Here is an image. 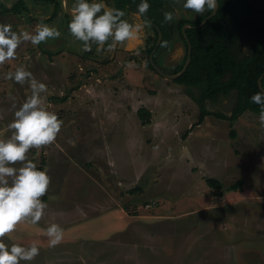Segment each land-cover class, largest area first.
<instances>
[{
	"label": "rangeland",
	"instance_id": "374dc122",
	"mask_svg": "<svg viewBox=\"0 0 264 264\" xmlns=\"http://www.w3.org/2000/svg\"><path fill=\"white\" fill-rule=\"evenodd\" d=\"M12 11V1L0 0V24L34 35L38 23ZM61 23L49 26L61 32L58 39L24 42L16 59L0 65V140L10 137L8 124L31 95L28 84L5 79L18 67L47 86L45 107L63 121L53 144L28 153L51 184L41 198L47 204L41 221L20 224L4 238L9 248L35 243L40 249L20 264H264L259 114L247 111L233 123L204 117L198 98L206 83L179 86L150 68L125 66L122 53L109 67L99 62L108 60L100 51L90 52L93 59L73 55L66 49L77 44ZM157 65L169 72L160 60ZM118 71L120 80H112ZM238 101L234 91L207 102V109L231 116ZM141 108L152 112L150 125L138 118ZM209 178L223 189L211 188ZM239 181L242 190L229 189ZM135 189L142 193L130 194ZM54 223L64 239L53 248L45 230Z\"/></svg>",
	"mask_w": 264,
	"mask_h": 264
},
{
	"label": "clouds",
	"instance_id": "9594fccd",
	"mask_svg": "<svg viewBox=\"0 0 264 264\" xmlns=\"http://www.w3.org/2000/svg\"><path fill=\"white\" fill-rule=\"evenodd\" d=\"M150 5L141 0L136 15L147 13ZM183 7L203 15L207 10L213 13L217 0H186ZM126 13L119 9H110L105 3L76 0L71 9V22L68 30L75 40L83 43L84 51H91L95 44L98 50L111 51L117 44L126 45L138 39L141 26L123 19ZM166 22L174 19L172 12H165ZM61 32L47 24L39 23L35 34L17 33L11 24H0V65L16 59L17 49L24 42L33 46L46 43L49 39H58ZM111 40V43L109 41ZM247 53V49L244 50ZM7 80L23 86L28 84L31 95L14 112V120L8 124L11 135L0 140V264H20L21 261H33L40 249L33 243L30 247L18 244L9 246L4 238L14 233L23 223L37 225L44 216L47 204L41 199L51 184L46 171L38 170L37 165L28 159L31 149L40 150L53 144L61 132L63 121L54 112L45 107L47 86L39 82L30 71L18 67L8 72ZM264 89V85H261ZM251 102L260 106L259 123L264 127V90L251 96ZM16 108V105L12 106ZM20 164L21 167H14ZM49 247L58 246L64 239V229L52 224L45 230Z\"/></svg>",
	"mask_w": 264,
	"mask_h": 264
},
{
	"label": "flooded vegetation",
	"instance_id": "af4514ba",
	"mask_svg": "<svg viewBox=\"0 0 264 264\" xmlns=\"http://www.w3.org/2000/svg\"><path fill=\"white\" fill-rule=\"evenodd\" d=\"M12 1V12L15 17L21 11L26 13L27 21L32 23H44L50 26L58 19L62 20L60 28L62 32H69L68 24L71 22V15L67 13L66 0H9ZM89 3L102 2L110 9H119L126 13L123 19L128 20L134 25L141 26V34L138 39L128 42L126 45L117 44L111 51L107 50V45L104 50H98L95 44L92 45L91 51L76 52L79 47H83V43L75 40L72 44H77L76 49H66L69 53L82 56L87 59H93L90 52H102L103 55H108V60L103 57L99 59L100 63L106 64L107 67L118 60V54H126L124 64H139L142 68H150L152 72H156L158 76L173 81L179 86H184L183 83H178L177 80H169L165 78L158 69L168 75L178 74L188 62L189 57L191 63L193 61L194 45H228L226 38L230 39V34H227L225 11H223L222 0H217V8L211 13L205 11L203 15H198L192 10H187L183 7L186 0H147L150 5L146 14L136 15L137 6L141 0H87ZM168 2H170L168 4ZM69 6L72 9L76 0H68ZM165 12H172L174 19L172 22H166L164 19ZM235 14V13H234ZM253 17L258 19L255 23L264 21V0H254ZM18 18V17H17ZM241 21L237 16L234 18ZM37 24V25H38ZM36 25V26H37ZM36 28V27H35ZM34 31V30H33ZM70 33V32H69ZM263 32L258 34L254 31L251 35L246 32H239L235 45H240V51H244V42L250 43V48L247 50L249 55L255 51L254 45H264ZM256 35V36H255ZM111 43V40L109 41ZM229 45H232L231 42ZM132 47V49H130ZM130 50V51H129ZM235 52H239L234 49ZM133 55H128V54ZM110 55V58H109ZM128 55V56H127ZM161 61L163 67L169 72H164L158 65L157 61ZM124 69L126 68L122 65ZM121 67V68H123ZM188 67V69H189ZM187 69V71H188ZM186 71V72H187ZM122 71H118L112 80H120ZM155 74V75H156ZM156 75V76H157ZM123 78H126L125 76ZM122 78V79H123ZM181 78V77H180ZM179 78V79H180ZM188 87L187 85H185Z\"/></svg>",
	"mask_w": 264,
	"mask_h": 264
},
{
	"label": "trees",
	"instance_id": "16d2710c",
	"mask_svg": "<svg viewBox=\"0 0 264 264\" xmlns=\"http://www.w3.org/2000/svg\"><path fill=\"white\" fill-rule=\"evenodd\" d=\"M222 4L223 11L226 13L227 34H230V39L226 38L228 45H194L192 64L177 82L187 86H199L206 83L207 89L198 98L204 112L202 116L214 114L219 119L233 123L247 111L260 114V106L252 103L250 98L255 93L264 90L259 84L260 79H262L261 82L264 85V45H254L255 51L246 55L244 51H240V45L234 43L237 42L239 32H246L251 37H253L251 34L254 31L258 34L264 33V21L255 23V20L258 19L253 17L254 0H222ZM235 16L241 21L235 20ZM230 42L232 45H229ZM234 49L239 52L236 53ZM234 91L237 92L239 101L231 116L207 109V102H217L220 98L227 97ZM137 114L142 125L147 126L152 123V112L148 109L141 108ZM202 122L203 120L198 121L192 128L202 124ZM190 130L183 135L184 140ZM231 137L236 138L234 129ZM207 183L216 191L223 189L222 183L217 179L209 178ZM243 183V181H239L228 188L240 191L243 188ZM139 190L142 193L141 189H135L131 190L130 194H135Z\"/></svg>",
	"mask_w": 264,
	"mask_h": 264
},
{
	"label": "water",
	"instance_id": "95a60500",
	"mask_svg": "<svg viewBox=\"0 0 264 264\" xmlns=\"http://www.w3.org/2000/svg\"><path fill=\"white\" fill-rule=\"evenodd\" d=\"M66 1H67V6H66L67 13H69L71 15V8L69 6L68 0H66ZM190 63H191V58L189 57L187 64L182 69V71H180L178 74L168 75V74H165V73L161 72L159 69H158V71L161 73V75H163L165 78H167L169 80H177V79H179L180 77H182L186 73ZM261 80L262 79H260V82H259L260 86L262 85Z\"/></svg>",
	"mask_w": 264,
	"mask_h": 264
}]
</instances>
